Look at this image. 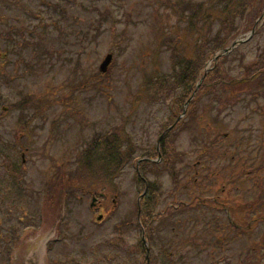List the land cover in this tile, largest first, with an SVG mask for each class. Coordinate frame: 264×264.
<instances>
[{"label": "rangeland", "instance_id": "rangeland-1", "mask_svg": "<svg viewBox=\"0 0 264 264\" xmlns=\"http://www.w3.org/2000/svg\"><path fill=\"white\" fill-rule=\"evenodd\" d=\"M57 1L0 0V48L9 52L7 61L0 60V65L5 63L4 73H0V97L4 102L0 106V264H142L145 255L139 246L141 232L134 224L137 199L143 191L136 177V161L146 154L155 155L163 122L169 120L173 111L169 103L161 105L143 100L137 103L141 105L138 112L132 113L130 109L134 105V94L150 80L154 70L164 74L170 71V53L166 46H161L158 52L161 41L156 36L159 27L172 24L177 18L170 16L165 0H61V22L54 19L47 30L52 33L41 34L43 49L34 51L33 46L21 45L23 28L46 25V19L54 10L43 6ZM58 24L61 30L55 32ZM96 27L101 30L93 41L91 37ZM7 34L15 37V48L11 39L4 36ZM263 45L264 28L255 40L240 47L238 58L249 62ZM60 47L61 53L57 52ZM41 51H47L45 58L29 62L33 54L39 56ZM110 52L115 60L107 76L89 83V87L76 89L75 84L86 82L90 74L96 75ZM71 82L74 85L69 86ZM50 88L61 90L53 94ZM23 92L54 95L53 100L63 98V103H55L44 112V117L34 119L29 127L31 137L22 138L17 145L15 140L23 132L18 131L20 112L11 109L4 113L2 107L13 104ZM202 102L205 104L208 98ZM260 103L264 107V100ZM33 112L30 108L24 114L28 116ZM131 113L129 123H124L125 116ZM209 113V123L196 119L190 121L188 128L177 129V147L187 154L179 176L181 181L189 182L188 189L175 191L177 183L168 175L155 178L150 174L162 186L161 203L156 211H163L169 205L178 206L180 202H186L187 208L192 209L168 214L165 223L168 233L189 239L174 244L165 239L163 247L170 259L165 263L164 254L155 258L153 264H255L261 255L258 253H264V223L253 221L264 217V207L258 206L256 211L252 204L257 197H264V171H258V166L264 168V115L256 112L255 105L248 110L229 109L219 119L225 128L216 130L221 123L212 119L216 112ZM55 121H58L57 126ZM125 124L133 136L136 153L120 175L109 180L112 190L106 189L110 193L107 209H91V196L79 200L82 191H77L79 195L75 198L66 196L64 192L68 188L73 190L72 186L79 183L82 167L77 161L82 148L89 147L99 134L123 129ZM206 131L212 140L220 137L221 142L215 147L221 150H204L203 157L198 159ZM30 145L32 151L26 155L27 164L23 166V149L20 148ZM228 146L232 148L227 149ZM15 168L19 178L12 173ZM239 176L247 180L240 190L241 199H236L246 206L245 217L239 218L235 211L245 225L243 231L229 227L223 211L208 214L200 201L195 209L191 208L198 197L210 200L218 197L220 206L232 207L238 190L234 180ZM88 181L97 182L93 177ZM14 185L22 189L20 192L28 187H31L29 191L36 192L32 210L34 206L37 210L29 213L28 219L24 216L23 224L17 221L25 212L23 204L15 205ZM44 186L56 195L55 200L61 197V205L55 206L58 210L53 212L50 208L43 211L44 220L40 222L39 194ZM131 211L134 214L127 219ZM100 214L104 218L97 221ZM214 218L224 225L223 231H214L218 237L215 240L207 231V222ZM183 222L193 233H181ZM248 223L251 226L247 229ZM215 226L220 225L215 222ZM6 237L12 238V242L7 243ZM158 237L156 233L153 252L159 250ZM46 238L61 241L50 240L46 251V248L42 250ZM259 264H264V260Z\"/></svg>", "mask_w": 264, "mask_h": 264}, {"label": "trees", "instance_id": "trees-1", "mask_svg": "<svg viewBox=\"0 0 264 264\" xmlns=\"http://www.w3.org/2000/svg\"><path fill=\"white\" fill-rule=\"evenodd\" d=\"M165 2L167 8L171 10L170 16H176L177 19L172 24L159 27L156 37L161 43L157 46V50L160 52L161 46H166L167 53H170L172 70L165 74L154 70L147 85L171 87L168 90L171 95L176 89L181 88V95L176 98L180 100L178 110L175 111L178 113L183 107L184 100L193 92L197 81L203 75L205 63L216 51L227 46L231 39L254 26L256 19L263 12L264 0H168ZM53 7L56 10L60 9L58 4H54ZM95 29L96 33L92 38H97L100 33L99 27ZM86 32L90 35L88 30ZM261 32V29L258 30V35ZM31 37L29 41L35 43V37L33 35ZM238 55L239 50L234 51L230 56L221 59L207 73L191 105V121L200 117L207 118L206 112L215 109V104L222 110L228 107L235 108L240 104L248 110L255 105L256 112L264 115V107L260 104V98L264 97V45L258 47L254 58L247 63L245 58H238ZM96 75L97 77L90 74L88 77L90 79L100 77V74ZM157 92L160 93L162 90ZM208 97L209 102L202 105V100ZM122 130L114 131L112 137L107 134L104 139H97L96 149L92 147L85 153L82 159L84 171L79 173L78 185L82 184L81 181H88L90 175H93V168H97L100 172H104L103 169L107 167L117 170L129 159L132 141L128 136H122ZM202 141L203 150L213 148L215 144L221 142L220 137L211 140L208 132L207 135L202 136ZM164 145L166 156L163 167L174 168L176 162L180 160L174 139L169 143L165 142ZM98 163L102 164L103 169ZM150 189V196L146 199L147 215L144 227L152 237L154 227L149 216L157 186L152 183ZM144 207L145 205H142V208ZM241 208L246 206L243 205Z\"/></svg>", "mask_w": 264, "mask_h": 264}, {"label": "water", "instance_id": "water-1", "mask_svg": "<svg viewBox=\"0 0 264 264\" xmlns=\"http://www.w3.org/2000/svg\"><path fill=\"white\" fill-rule=\"evenodd\" d=\"M236 44H237V43H235L234 45H236ZM228 51H229V49H226L224 52L226 53V52H228ZM111 60H112V55H108V56L106 57L105 61H104V62L102 63V65H101V71H103V72H106V71H107L108 66H109Z\"/></svg>", "mask_w": 264, "mask_h": 264}]
</instances>
